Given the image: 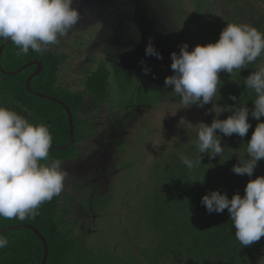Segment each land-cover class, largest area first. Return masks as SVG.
I'll list each match as a JSON object with an SVG mask.
<instances>
[{
    "label": "rangeland",
    "instance_id": "obj_1",
    "mask_svg": "<svg viewBox=\"0 0 264 264\" xmlns=\"http://www.w3.org/2000/svg\"><path fill=\"white\" fill-rule=\"evenodd\" d=\"M72 7L78 23L41 52L63 57L57 90L83 94L69 156L59 159L67 173L55 211L61 236L99 264H264V237L242 246L235 228L219 225L201 203L211 191L244 195L264 176V159L251 177L232 171L264 122L251 116L255 93L244 83L264 56L233 75L221 71L217 97L203 107H183L164 86L174 74L171 53L215 43L211 28L247 23L264 32V0H73ZM149 43L162 59L145 54ZM99 68L109 75L108 97L96 103L86 81ZM239 104L249 109L248 133L217 130L222 156L201 154L187 169L180 156L198 155V124L226 119Z\"/></svg>",
    "mask_w": 264,
    "mask_h": 264
},
{
    "label": "clouds",
    "instance_id": "obj_2",
    "mask_svg": "<svg viewBox=\"0 0 264 264\" xmlns=\"http://www.w3.org/2000/svg\"><path fill=\"white\" fill-rule=\"evenodd\" d=\"M73 0H0V40L10 41L19 50L16 56H26L29 50L36 53L59 43L80 19L79 11L72 7ZM146 55L162 59L149 43ZM264 56V32L247 23H227L215 43L196 45L191 51L181 45L180 52L171 53L174 74L164 80L172 86L183 107H203L217 97L221 84L219 73L231 75L248 68ZM143 64V61H141ZM147 74L150 69H143ZM244 83L255 93L251 116L260 121L264 116V64L256 67ZM235 99V97H233ZM217 117L224 109L215 107ZM249 109L239 104L226 119H213L210 125L199 123L196 157L181 155L183 165L191 170L201 164V154L222 156V133L238 134L243 138L251 127ZM53 136L43 122L30 121L27 117L0 106V217L5 219H35L45 202L61 194L65 187L66 171L60 160L50 159ZM245 156L239 158L232 171L238 175H253L258 161L264 159V122L255 127L247 143ZM202 182V181H201ZM201 203L208 213L230 214L235 237L242 246L252 245L264 237V176L250 180L245 194H227L211 191ZM8 239L0 235V249L7 247Z\"/></svg>",
    "mask_w": 264,
    "mask_h": 264
},
{
    "label": "trees",
    "instance_id": "obj_3",
    "mask_svg": "<svg viewBox=\"0 0 264 264\" xmlns=\"http://www.w3.org/2000/svg\"><path fill=\"white\" fill-rule=\"evenodd\" d=\"M222 29L215 26L206 33L217 41ZM18 50L10 41L0 40V106L16 112V107H20L38 123H46L53 136L50 159L67 158L72 139L68 111L74 120L82 106L83 94L57 90L55 83L62 56L30 49L28 55L17 57ZM108 77L107 70L99 68L86 81V90L96 103L108 97ZM234 194L227 196L231 199ZM57 201L58 197H54L42 204L35 219L0 217V235L9 241L6 248L0 249V264H99L98 258L75 252L71 242L61 236L55 216ZM214 217L219 225L232 227L227 209L214 212Z\"/></svg>",
    "mask_w": 264,
    "mask_h": 264
},
{
    "label": "water",
    "instance_id": "obj_4",
    "mask_svg": "<svg viewBox=\"0 0 264 264\" xmlns=\"http://www.w3.org/2000/svg\"><path fill=\"white\" fill-rule=\"evenodd\" d=\"M39 68H41V66ZM68 114H69V117H70V123L72 124V116L70 115L69 111H68Z\"/></svg>",
    "mask_w": 264,
    "mask_h": 264
}]
</instances>
